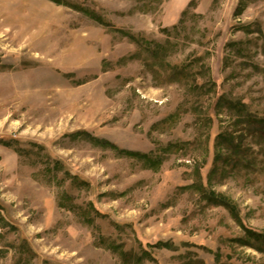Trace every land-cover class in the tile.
I'll list each match as a JSON object with an SVG mask.
<instances>
[{"label":"rangeland","instance_id":"rangeland-1","mask_svg":"<svg viewBox=\"0 0 264 264\" xmlns=\"http://www.w3.org/2000/svg\"><path fill=\"white\" fill-rule=\"evenodd\" d=\"M221 96L264 116V0H0V264H264Z\"/></svg>","mask_w":264,"mask_h":264},{"label":"trees","instance_id":"trees-1","mask_svg":"<svg viewBox=\"0 0 264 264\" xmlns=\"http://www.w3.org/2000/svg\"><path fill=\"white\" fill-rule=\"evenodd\" d=\"M242 1V0H241ZM187 66H184V71H186ZM176 69V68H175ZM182 73V71L178 70L177 73ZM175 74V72H174ZM178 75V74H176ZM186 77V76H185ZM211 80V81H210ZM208 81H203V82H195L194 87H197L198 89H203V88H212V86L216 85V82L211 78ZM221 99H224V101L227 103L228 107L230 109H235L237 111V114L239 115L238 117L241 119L237 120L238 123H241L242 125H247L248 131L252 134H260L262 135L261 137L264 138V116H259L257 113H253L252 111L249 110V106L243 102V101H237V100H232L230 98H226L224 96H221ZM220 99V100H221ZM245 118V119H243ZM227 136H225L226 139ZM236 139V136L231 135V139L227 140L228 147L235 150V152L240 153V145L234 144V140ZM226 141V140H225ZM130 154H134L133 152H130ZM210 199H215V201L218 204L225 205L230 211L236 213V208L234 204L228 200L227 198L215 196L211 192L209 193ZM246 238L247 242L251 243L254 247H256L258 250L264 252V232H257L252 229H246ZM246 242V243H247ZM143 256H140L142 258Z\"/></svg>","mask_w":264,"mask_h":264}]
</instances>
